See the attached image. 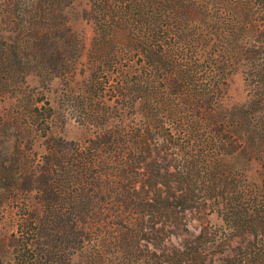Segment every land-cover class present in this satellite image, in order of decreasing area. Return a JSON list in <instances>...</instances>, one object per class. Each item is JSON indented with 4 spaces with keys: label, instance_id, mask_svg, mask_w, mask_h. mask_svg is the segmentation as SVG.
Returning <instances> with one entry per match:
<instances>
[{
    "label": "trees",
    "instance_id": "trees-1",
    "mask_svg": "<svg viewBox=\"0 0 264 264\" xmlns=\"http://www.w3.org/2000/svg\"><path fill=\"white\" fill-rule=\"evenodd\" d=\"M89 18L88 75L68 102L91 133L53 136L54 109L29 89L44 150L15 146L0 264H264V177L225 165L244 154L264 173V0H90ZM60 19L0 40L1 94L23 69L76 72L83 44ZM236 72L247 99L229 105ZM203 209L222 225L168 244Z\"/></svg>",
    "mask_w": 264,
    "mask_h": 264
},
{
    "label": "rangeland",
    "instance_id": "rangeland-1",
    "mask_svg": "<svg viewBox=\"0 0 264 264\" xmlns=\"http://www.w3.org/2000/svg\"><path fill=\"white\" fill-rule=\"evenodd\" d=\"M51 8L49 17L45 14ZM90 0H71L67 6L58 7L57 0H0V40L16 37L19 29L36 26H57L62 22L83 44L82 56L76 72L68 76H58L43 82L23 69L18 75L19 92L11 90L0 93V234L11 233L14 229L15 201L10 190V170L15 167V146H21L26 154H31L30 143L35 139L33 150L40 154L44 150V138L40 137L39 125L33 124L30 115L29 89L38 86L54 109L50 133L65 139L82 140L91 132L74 118V111L68 102L70 91L76 90L88 75L87 52L93 36V24L89 18ZM24 58V56H23ZM21 88V89H20ZM71 96V95H70ZM247 99V92L241 72L229 77L227 104L239 105ZM225 165L237 170L250 183L261 184L264 173L260 165L249 160L244 154L228 156ZM5 177L4 179L2 177ZM187 232L169 238L168 244L187 243L199 234L205 225L221 226L220 217L209 209L187 212L185 216ZM8 250V249H7Z\"/></svg>",
    "mask_w": 264,
    "mask_h": 264
}]
</instances>
